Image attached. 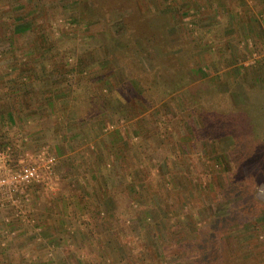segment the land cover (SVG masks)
<instances>
[{
  "label": "rangeland",
  "instance_id": "rangeland-1",
  "mask_svg": "<svg viewBox=\"0 0 264 264\" xmlns=\"http://www.w3.org/2000/svg\"><path fill=\"white\" fill-rule=\"evenodd\" d=\"M222 2L0 0V85L20 86L14 111L33 81L53 105L29 151L6 119L0 169L56 157L0 208V264H264V66L237 34L218 47Z\"/></svg>",
  "mask_w": 264,
  "mask_h": 264
},
{
  "label": "crops",
  "instance_id": "crops-1",
  "mask_svg": "<svg viewBox=\"0 0 264 264\" xmlns=\"http://www.w3.org/2000/svg\"><path fill=\"white\" fill-rule=\"evenodd\" d=\"M219 7L223 12V20L220 21L218 27L215 28L216 32H214L218 39L216 41L218 43V47L224 51V47L227 46V43L231 39L230 37H234L237 34L234 40H236L237 38L236 42H238L239 51L242 52V50H244V53L246 54H244L243 60L247 59V61L245 60L243 62V65L245 64L254 66L253 64H249V58L251 57V53L253 52V50L256 49L254 45L257 44L260 36V31H262L261 26L264 24V0H227V2H222V4L220 3ZM203 22L201 24V27H203L207 32L212 31L211 29H213V26L211 23H209V20L206 19ZM263 41L264 39L262 37V42ZM230 45H232V43H230ZM200 50L202 49L197 47L196 53L202 55ZM201 55L199 56L200 59L203 58V55L202 57ZM258 65L262 64L258 63ZM22 73L23 72L19 70V74L17 76L19 77V80H22L20 78V75H22ZM6 83L8 87L3 85L6 89L2 85H0L2 86V90L4 92L7 91L3 94V96H0V99L3 100L0 101V128L3 127V125L6 123V119H10L11 125L14 126L13 129L20 130V132H18V134L14 138L20 143H12V146H15L17 148L21 147L22 149H27L29 151V145H32V141L35 140L36 135H38V129L43 135H46L47 140L50 139L48 133L45 132L48 131V117L43 116V118L41 116V110H38L36 106H38V103H44V100L47 99L48 102L46 101V103L42 105L46 107L44 108L45 115L51 116L50 114H48L50 113V110H48V108L52 109V100L49 98L48 94L45 93H43L44 98H42L43 96L41 97L42 99L39 98L37 95L38 92H36L37 88L34 87L35 81H33L29 84V102L26 103V107L28 108L23 109L24 107L19 104L18 106L20 109H16L14 111L15 107H12L14 101L11 100L13 99L11 96L19 92L17 88L20 86H18L15 79L8 80V82ZM15 84L17 86H15ZM10 85H12L13 87H11ZM38 91H41V89H38ZM45 92H49L50 94V90H46ZM18 123L20 124V126H18ZM32 124L33 126L31 127ZM27 126L29 127L27 128ZM12 134H9L8 139H10V141L13 140ZM43 138L45 137L43 136ZM39 147L40 146L36 147L35 149ZM19 149L17 151H19ZM10 158L11 154L8 160H10Z\"/></svg>",
  "mask_w": 264,
  "mask_h": 264
},
{
  "label": "built area",
  "instance_id": "built-area-1",
  "mask_svg": "<svg viewBox=\"0 0 264 264\" xmlns=\"http://www.w3.org/2000/svg\"><path fill=\"white\" fill-rule=\"evenodd\" d=\"M250 64L264 66V44L251 53ZM11 147L0 150L1 159H9ZM56 157L47 146H40L34 152L20 154L14 166L4 165L0 169V208L18 205L22 199L29 200L32 186H46L55 178ZM6 221H9L6 218Z\"/></svg>",
  "mask_w": 264,
  "mask_h": 264
},
{
  "label": "trees",
  "instance_id": "trees-1",
  "mask_svg": "<svg viewBox=\"0 0 264 264\" xmlns=\"http://www.w3.org/2000/svg\"><path fill=\"white\" fill-rule=\"evenodd\" d=\"M30 26H31L30 21L24 20V21L19 22L18 24H15L13 31L15 33H21V32H24L26 30H29ZM156 250H157V248H156Z\"/></svg>",
  "mask_w": 264,
  "mask_h": 264
},
{
  "label": "water",
  "instance_id": "water-1",
  "mask_svg": "<svg viewBox=\"0 0 264 264\" xmlns=\"http://www.w3.org/2000/svg\"><path fill=\"white\" fill-rule=\"evenodd\" d=\"M261 193L264 195V189H262Z\"/></svg>",
  "mask_w": 264,
  "mask_h": 264
}]
</instances>
